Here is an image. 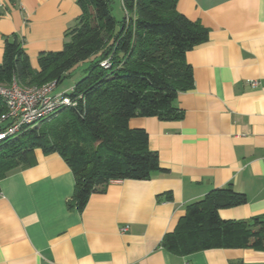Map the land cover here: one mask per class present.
<instances>
[{
    "label": "crops",
    "instance_id": "obj_1",
    "mask_svg": "<svg viewBox=\"0 0 264 264\" xmlns=\"http://www.w3.org/2000/svg\"><path fill=\"white\" fill-rule=\"evenodd\" d=\"M176 9L209 32L185 54L193 87L174 100L183 116L128 121L146 130L164 170L112 180L78 210L67 204L75 179L66 161L36 149L31 165L0 180V264H264L252 248L177 254L162 245L186 205L215 188L247 197L219 209L222 219L264 213V0H178ZM79 14L77 0H0V62L16 36L37 68Z\"/></svg>",
    "mask_w": 264,
    "mask_h": 264
},
{
    "label": "trees",
    "instance_id": "obj_2",
    "mask_svg": "<svg viewBox=\"0 0 264 264\" xmlns=\"http://www.w3.org/2000/svg\"><path fill=\"white\" fill-rule=\"evenodd\" d=\"M124 17L111 14L112 0H77L80 14L57 51H42L33 68L16 36L4 40L0 84H58L79 63L92 59L70 100L48 117L22 125L0 142V180L12 169L31 165L36 149L58 153L70 167L74 192L68 207L82 210L92 193H102L120 179H147L160 167L148 147V133L131 128L136 116L177 120L174 104L193 87L188 50L208 39V29L176 9L178 0H120ZM116 25L119 26L116 29ZM0 97V131L15 118ZM167 197H170L168 193ZM230 186L215 188L188 203L173 231L162 238L172 253L209 248L264 251V213L247 219H222L219 209L246 203ZM230 264H244L242 261Z\"/></svg>",
    "mask_w": 264,
    "mask_h": 264
},
{
    "label": "built area",
    "instance_id": "obj_3",
    "mask_svg": "<svg viewBox=\"0 0 264 264\" xmlns=\"http://www.w3.org/2000/svg\"><path fill=\"white\" fill-rule=\"evenodd\" d=\"M250 84L255 86L258 83L251 81ZM56 86V81L42 85H19L15 81L9 85L0 84V97L8 108L6 116L15 118V122L7 130L0 131V142L16 133L22 125L36 122L70 105L67 96L53 93ZM126 230L127 227L121 229L122 232Z\"/></svg>",
    "mask_w": 264,
    "mask_h": 264
},
{
    "label": "rangeland",
    "instance_id": "obj_4",
    "mask_svg": "<svg viewBox=\"0 0 264 264\" xmlns=\"http://www.w3.org/2000/svg\"><path fill=\"white\" fill-rule=\"evenodd\" d=\"M111 14L115 17L116 21L119 22L123 19L124 17V11L121 7V1L120 0H112L111 3ZM119 26L116 25V29H118ZM91 58L88 60H85L78 65H76L74 68H72L68 73L67 76L62 78L61 81L56 86V89L54 90L53 93L57 92H64V93H69L71 92L73 86L76 84L82 76H84L90 62ZM45 84V83H44ZM42 85V84H41Z\"/></svg>",
    "mask_w": 264,
    "mask_h": 264
}]
</instances>
